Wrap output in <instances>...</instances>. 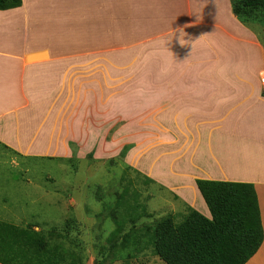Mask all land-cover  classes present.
<instances>
[{
    "label": "crops",
    "instance_id": "0c3cea01",
    "mask_svg": "<svg viewBox=\"0 0 264 264\" xmlns=\"http://www.w3.org/2000/svg\"><path fill=\"white\" fill-rule=\"evenodd\" d=\"M261 33L231 0H22L0 10V156L15 167L71 156L88 140L98 116L89 102L106 76L121 85L106 73L121 69L106 55L121 54L129 109L115 151L127 145V166L164 193L150 223H181L192 210L211 219L198 180L252 184L263 241L246 264H264Z\"/></svg>",
    "mask_w": 264,
    "mask_h": 264
},
{
    "label": "rangeland",
    "instance_id": "374dc122",
    "mask_svg": "<svg viewBox=\"0 0 264 264\" xmlns=\"http://www.w3.org/2000/svg\"><path fill=\"white\" fill-rule=\"evenodd\" d=\"M248 22L264 36L263 25L250 19ZM107 57H115L121 67L106 71L111 76L115 72V77L119 73L121 85H112L113 80L106 76L104 95L89 102L90 115H98L89 119L92 133L81 146H72L71 156L20 160L18 167L11 164L9 157L0 156V221L49 232L61 231L73 218L78 226L71 234L81 231L84 264H165L148 241L141 242L139 248L144 247L137 254L130 247L122 251V236L112 244L107 242L121 225L126 232L132 226L141 229L150 225L151 214L162 216L160 209L165 204L164 193L154 181H148L124 162L128 146L120 154L115 151L127 140V134L119 139L117 133L128 121V86L124 83L129 71L123 55Z\"/></svg>",
    "mask_w": 264,
    "mask_h": 264
},
{
    "label": "trees",
    "instance_id": "16d2710c",
    "mask_svg": "<svg viewBox=\"0 0 264 264\" xmlns=\"http://www.w3.org/2000/svg\"><path fill=\"white\" fill-rule=\"evenodd\" d=\"M231 2L240 21L252 26L248 22L250 19L264 26V0ZM21 5L22 0H0V10ZM197 185L211 219L192 210L181 223L164 217L141 229L132 226L127 232L121 225L107 242L112 244L122 236V251L130 247L137 254L143 250L144 246L139 248L141 242L148 241L154 248L153 253L165 264H246L263 241L254 186L204 180H198ZM75 225L77 221L72 218L61 231L41 232L0 221V264H84V244L79 239L81 231L75 236L71 234Z\"/></svg>",
    "mask_w": 264,
    "mask_h": 264
},
{
    "label": "built area",
    "instance_id": "2783aa9c",
    "mask_svg": "<svg viewBox=\"0 0 264 264\" xmlns=\"http://www.w3.org/2000/svg\"><path fill=\"white\" fill-rule=\"evenodd\" d=\"M260 85H261L262 92L264 94V73L260 77Z\"/></svg>",
    "mask_w": 264,
    "mask_h": 264
}]
</instances>
